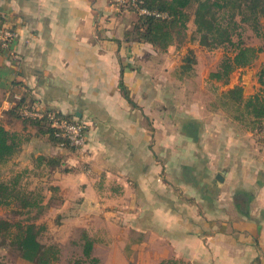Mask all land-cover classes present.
<instances>
[{
    "label": "crops",
    "instance_id": "0c3cea01",
    "mask_svg": "<svg viewBox=\"0 0 264 264\" xmlns=\"http://www.w3.org/2000/svg\"><path fill=\"white\" fill-rule=\"evenodd\" d=\"M131 15L111 0H0L16 34L0 54L2 107L29 91L88 125L76 152L3 114L22 138L14 160L42 175V216L108 237L101 264H264V148L170 49L134 42Z\"/></svg>",
    "mask_w": 264,
    "mask_h": 264
},
{
    "label": "trees",
    "instance_id": "16d2710c",
    "mask_svg": "<svg viewBox=\"0 0 264 264\" xmlns=\"http://www.w3.org/2000/svg\"><path fill=\"white\" fill-rule=\"evenodd\" d=\"M142 7L150 11L167 13V19L153 17H137L131 35L134 42L149 44L159 52H166L173 44L183 43L187 37L188 23L191 21L194 32L189 41L196 42L207 50L234 48L232 59L224 58L210 79L225 86L229 84V75L235 69L250 67L259 53H264V0H139ZM3 18L0 17V32ZM246 26L262 43L258 47L244 46L239 38L238 30ZM237 42H234V37ZM2 52L0 46V53ZM185 63L193 62L189 57ZM185 68V67H184ZM257 83L261 94L254 101H247L241 87H233L218 94L222 107L231 109V116L248 127L256 137L264 126V64L257 73ZM13 100V99H12ZM19 108L40 105L31 99L29 91H25L18 101ZM2 91L0 88V106ZM49 111V110H46ZM9 118L36 130L37 136L45 137L53 147L69 148L67 142L57 136L45 119H31L21 116L17 109L4 113ZM258 142L264 145L260 138ZM21 136L9 132L0 119V166L14 159L21 147ZM73 150V149H72ZM40 164L49 166L51 171L59 165L52 158L38 156ZM21 174L0 181V207H10L15 216L25 219L9 221L0 217L1 246L12 248L17 256L30 264H53L58 261L59 251L56 247L46 246L38 240L34 229V221L42 214L43 196L40 192L26 191L21 182ZM35 211L33 217H28ZM82 257L83 264H100L92 257L93 242L84 238ZM161 264H178L176 261Z\"/></svg>",
    "mask_w": 264,
    "mask_h": 264
},
{
    "label": "rangeland",
    "instance_id": "374dc122",
    "mask_svg": "<svg viewBox=\"0 0 264 264\" xmlns=\"http://www.w3.org/2000/svg\"><path fill=\"white\" fill-rule=\"evenodd\" d=\"M127 12L126 10L122 9ZM132 16V15H131ZM132 22L137 21V16L131 17ZM194 32V26L190 21L187 28V37L183 43L173 44L168 49L172 55V60L177 62L178 72L182 74L183 80L188 82H195L198 84L199 90L202 88L209 94V97L214 99L215 109H220L231 115V109L222 107L219 102L218 94L225 92L233 87H241L243 95L247 101H254L255 97L261 94L260 85L257 83V73L264 64V53H259L250 67L240 68L233 70L229 75V84L221 85L210 79V75L215 73L219 64L224 58L232 59L235 55L234 48L227 47L215 50H207L200 47L196 42H190L189 39ZM239 38L244 43V46L258 47L262 41L257 38L253 32L246 26H242L238 32ZM237 37H234V42H237ZM193 62L190 64L185 63L188 56ZM1 54V53H0ZM174 61H171L173 63ZM171 65V64H169ZM185 67V68H184ZM202 85V86H200ZM202 91V90H200ZM202 94V92H200ZM202 96V95H200ZM2 121V118H1ZM9 132H13L8 129ZM14 133V132H13ZM261 138L260 136L257 137ZM264 148V145H261ZM19 161L14 159L0 166V181L9 179L16 175L21 174L20 182L26 191H35L42 193L43 186L39 182L42 178L39 170L29 169L28 166H20ZM30 164V163H29ZM39 164V163H38ZM45 177V176H44ZM35 211L31 212L28 217H33ZM0 217L9 221H16L25 219V216H15L11 212L10 207H0ZM56 218H48L42 214L34 221L35 231L38 240L46 246H54L59 251L58 261L53 264H83L84 258L82 257L84 238L93 242L92 257L102 260L107 256V239L104 235L96 234L95 229H63L62 223ZM1 243V240H0ZM0 264H30L20 259L12 248L1 246L0 244Z\"/></svg>",
    "mask_w": 264,
    "mask_h": 264
},
{
    "label": "built area",
    "instance_id": "2783aa9c",
    "mask_svg": "<svg viewBox=\"0 0 264 264\" xmlns=\"http://www.w3.org/2000/svg\"><path fill=\"white\" fill-rule=\"evenodd\" d=\"M112 4L118 9H124L137 17H153L157 19H167V13L150 11L142 7L139 0H111ZM16 34L13 30L4 28L0 32V46L3 50H8L15 40ZM19 96H14L13 100L7 103V108L0 106V119L5 111L17 109L18 113L26 118L45 119L50 126L57 131V136L64 139L68 146L76 152H82L87 145V123L81 121H70L66 117L60 116L55 112L46 111L40 105L23 106L19 108ZM264 141V126L258 134Z\"/></svg>",
    "mask_w": 264,
    "mask_h": 264
},
{
    "label": "water",
    "instance_id": "95a60500",
    "mask_svg": "<svg viewBox=\"0 0 264 264\" xmlns=\"http://www.w3.org/2000/svg\"><path fill=\"white\" fill-rule=\"evenodd\" d=\"M229 90V89H228Z\"/></svg>",
    "mask_w": 264,
    "mask_h": 264
}]
</instances>
